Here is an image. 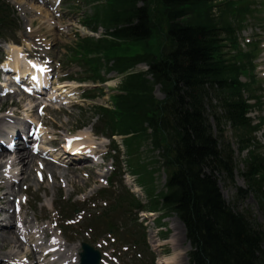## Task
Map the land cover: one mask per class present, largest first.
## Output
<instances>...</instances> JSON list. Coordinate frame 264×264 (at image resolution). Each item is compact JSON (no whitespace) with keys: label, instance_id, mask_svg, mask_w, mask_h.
<instances>
[{"label":"trees","instance_id":"1","mask_svg":"<svg viewBox=\"0 0 264 264\" xmlns=\"http://www.w3.org/2000/svg\"><path fill=\"white\" fill-rule=\"evenodd\" d=\"M140 1L145 0H124V7L111 15L112 37L145 41L152 36L154 16L149 6H138ZM160 3V16L168 24L169 50L159 58L149 54L107 59L114 63L111 70L120 73L141 63L150 66L147 74L131 76L122 88L126 94L116 97L117 110L109 112L113 123L117 121L114 132L141 133L142 140H154V147L164 150L165 163L173 170L164 205L186 226L194 249L193 264H264V233L249 217L234 213L218 188L219 177L224 174L233 179L235 170L234 151L225 141L222 126L229 124L238 132L241 149L252 145V135L261 127L252 126L247 117L254 108L248 100L255 96L250 95L251 84L241 81L251 73V62L240 51L231 58L226 52L228 47L238 50L233 22H243L249 4L242 7L229 0ZM11 13L0 0V25L13 26ZM93 29L97 31V27ZM109 45L114 42L90 39L80 45V54L94 68L97 82L106 81L100 75L103 61L91 57L102 54ZM154 85L165 93L163 103L153 102ZM210 116L219 128L217 137ZM244 176L249 187L260 193L264 158L252 153Z\"/></svg>","mask_w":264,"mask_h":264},{"label":"rangeland","instance_id":"2","mask_svg":"<svg viewBox=\"0 0 264 264\" xmlns=\"http://www.w3.org/2000/svg\"><path fill=\"white\" fill-rule=\"evenodd\" d=\"M14 1L18 6L16 7L17 15L14 20L19 25V31L15 36L8 34L10 37L7 43L10 45L2 44L0 41V46L2 47L0 49V60L5 59L11 46L20 45L26 50V44L31 43L33 47L42 50V53L50 54V57L55 60V67L59 72L57 76L60 74L56 78V83L61 81L63 84H69L70 92H72L68 97H63L58 102V105H52L46 109L45 114L42 116L47 129L44 131L45 135L42 138L44 143L42 146H46V140L48 139L64 142L66 136H79L90 132L93 134L91 140L103 147L104 151L109 148L110 153L106 157V165L102 168H96L95 165L91 164L85 165V170L81 171L80 168L82 167L58 165L59 169L56 171L58 181L52 180L49 173L50 170L45 172L47 180L43 181L42 178H38L41 173L38 171L37 164L44 167V162L49 161V159L48 157L35 158L33 163H30L28 167L26 166L28 171L22 176L25 181H22L15 188L9 187V189L5 190L8 193L6 201H9V203H6L8 205L0 206L2 224H6L8 227L12 225L11 229H13L12 215L7 211L10 209L9 204L12 203L9 199H14L15 196L21 198L22 194H27V198L21 204L22 213L17 215V217H20L28 226H31L33 222L36 224V219L48 221L51 224L49 226L51 231L61 235L62 240L69 243L72 247L79 246L82 242H87L103 253V264H114V250L120 251L121 244L114 243L112 238H120L124 242L123 238H125L124 233L126 232L132 233L138 239L142 234H145L150 253L149 250H141L140 252L144 255L148 264H150L152 259H155V264H158V258H165L164 260L173 258L178 248L184 250L190 247L185 228L176 216L167 215L166 219L161 220L167 214L164 213L160 220L155 223L157 226L155 227L151 222L142 223L140 220L141 211L130 206L120 207L118 205V198L123 197L128 202L134 194L139 202H146L144 196L135 193L134 187L127 185L128 165L123 159L124 151L121 140L116 141V144L120 147V151L116 153L113 150V141L104 137L105 133H107V127L100 123L101 111L99 108H111L113 106L112 97L117 94V89L123 78L115 73H110L107 78L113 79V81L109 85H100L96 92H90L89 96L91 97L89 100H83L79 95H74L73 90L78 93L82 91V87L93 86V84L66 82L67 76H71V78L76 76L75 79L90 76L84 62L74 61V56H76L74 48L76 45L81 43L84 38H94L96 40L106 36V31L102 28L94 35L84 27L83 22L86 20L91 21L92 17L98 13L100 15L97 20L102 16V19L106 18L104 23L107 25V23L111 22V15L116 10L124 7V0L121 2L103 0L101 3L95 4H93V0H64L65 4L62 13H59L60 15L52 12L51 7L41 5L39 0ZM247 2L251 3V10L253 11L248 13L247 18H245V27L239 32L237 39L243 52L256 54V58L252 61L255 66L253 71L255 84H252L251 91L255 96L261 97V105L260 108H256L253 111L250 117L257 122L259 119L264 120V0H249ZM247 2L243 3L242 6H245ZM146 4L154 12L155 20L158 23L155 35L148 41L119 39L114 45H109L107 49L101 52L104 59L135 58L138 55L145 54L161 55L162 49L160 47L166 42L165 35L167 31L166 22L158 18V13L161 15L162 5L158 0H146ZM142 5L140 4V6ZM216 10L219 11V9ZM38 12H42V14L39 13L40 15H38ZM47 13L50 14V18L46 16ZM45 18H49L51 22H48L49 20ZM29 29H31V32ZM42 37H44L46 42H37L38 38ZM227 52L231 53V56L235 54L234 50H228ZM142 70H145L144 66H138L135 71ZM242 81L248 82L246 78H242ZM158 98L161 100L163 98L162 94ZM43 100L44 98L37 101L27 99L21 95L7 98L0 97V110L2 109L3 111L0 113V117H3V113L9 110L17 112L19 119L26 118V107L30 105L29 102H32L33 107L35 106L32 112L35 114L37 106L42 104L41 101ZM64 103L69 104L66 106ZM11 106L15 107V109H9ZM210 121L214 136H218L219 130L215 121L212 119ZM1 128L2 130L4 129L3 127ZM223 129L225 130V140L231 144L235 151L236 173L235 180L232 182L221 178L220 188L222 194L234 210L241 213L246 211V213L251 214V218L264 230V209L252 193L244 191L247 190V184L242 172L246 171L245 160L248 158V154L240 151L238 133L229 125H224ZM87 144H92L91 146H93L92 142H87ZM254 144L256 153L264 154V127L261 132L256 134ZM114 156L118 157L123 164L120 161L114 164ZM112 165L116 168L115 175H113L115 172L110 171ZM90 169L92 172H90ZM86 174H91L92 178H87ZM66 177H70L69 179L74 182H68ZM103 180H110L113 185L110 188H106V185L102 183ZM165 180L166 177L162 174L159 178L161 186L165 184ZM3 186V189H5V183ZM240 189H243L245 193L243 197L237 198ZM4 207L7 210H3ZM106 213L108 215H105ZM98 217L105 219L104 221L106 222L96 225L94 230L92 229L93 221ZM68 219L74 220L76 224H73ZM159 223L164 226V231L161 233V247H157V242L154 239L157 230L162 227ZM111 228L114 230L113 233H110ZM8 229L11 230L10 228ZM41 235L42 238L47 239L45 234L41 233ZM12 239L13 237L8 239L6 243L0 239V256L21 253L16 248L20 242L14 243ZM130 241L134 242L128 240L124 244H129ZM127 247L130 248V252L122 253L121 264H138L139 258H136L135 248L131 245H127ZM21 250L23 251V249ZM23 253L26 255V252L23 251ZM62 257L61 255L58 258L60 262H62L60 260L63 259ZM65 258L66 251L64 252ZM187 263V261H183L182 264ZM56 264H59V262Z\"/></svg>","mask_w":264,"mask_h":264},{"label":"bare ground","instance_id":"3","mask_svg":"<svg viewBox=\"0 0 264 264\" xmlns=\"http://www.w3.org/2000/svg\"><path fill=\"white\" fill-rule=\"evenodd\" d=\"M45 1H51V0H45ZM37 11V10H36ZM41 14H42V12H40ZM46 16L47 17H49L50 16V14L49 13H47L46 14ZM50 18V17H49ZM49 18H45L46 20H49ZM48 22H51V20H49ZM55 35V34H54ZM30 45L31 44H27V46L28 47H30ZM9 51H8V54H9V56H10V59H12L13 57L15 58V66L16 67H18V68H24L26 71L28 70V68H27V65H28V62H26L25 63V61H23V59H20V54L22 53V49H20L19 47H16V46H11L9 49H8ZM13 56V57H12ZM26 64V65H25ZM63 89H66V86H62V90ZM65 92V91H64ZM64 92H61V94H63V95H65L66 93H68V91H66L65 93ZM29 104L30 105H28V107H26V110L28 111V112H30V113H32V110H33V104H32V102H29ZM32 104V105H31ZM30 106H31V108H30ZM27 117H29V115H27ZM29 133V132H28ZM85 133V132H84ZM82 136H83V138H85V143H80V144H76L78 147H82V146H84V145H88L87 144V142H92L93 143V146H91V145H89V148L88 149H95L96 148V142H93L92 140H91V138H92V134L90 133V132H88L87 134H82ZM27 140H30V139H26V141ZM107 142V141H106ZM20 144H23L24 145V143H20ZM27 144V143H26ZM15 149V148H14ZM10 156V154L8 155V154H6V153H1L0 152V161L1 160H9L8 161V163L7 164H5V167L4 168H6V167H8V166H11V165H13V166H18V167H23V170L24 171H28V169L26 168V166L28 167L29 166V164L30 163H33V161L35 160V157L33 156V155H31L30 153H23V154H21V153H18V152H15V154L13 155V156H11V158L12 157H16V159L14 160V159H8V157ZM69 158H72L71 156L69 157ZM85 158H87V157H84V156H81V157H79V158H77V159H75L77 162H78V164H84V163H86L85 161H86V159ZM0 166H2L1 164H0ZM47 166H48V169L50 170V172L51 171H56V167L55 166H53L52 164H50V163H48L47 164ZM85 167H82V168H80V170L82 171L83 169H84ZM85 170V169H84ZM90 172H92V171H90ZM28 174V173H27ZM67 176V175H66ZM56 180H58L57 179V176L55 175V177H54ZM67 178V177H66ZM70 178V177H69ZM69 178H67L68 179V182H70V183H73L74 181H72L71 179H69ZM89 178H92V175L90 174V176H89ZM74 179V178H73ZM23 180H25L24 178H23ZM5 183V187L7 188V185H6V182L5 181H1L0 182V191L1 192H4L3 190H5V189H3L4 188V186H3V184ZM7 197V196H6ZM6 198H5V196H3V197H0V201L1 200H5ZM8 203V202H7ZM0 216H1V213H0ZM3 232V234L2 235H0V239L2 240V242H7V240L8 239H10V238H12L13 237V241H14V243H18V237H17V234L15 233V231L16 230H9V229H1ZM7 230V231H6ZM32 233H35V231H33V232H31L29 229H22L21 230V232H20V234L21 235H26V236H32ZM12 236V237H11ZM18 247H21V245H19ZM48 247H43L42 249L43 250H45V249H47ZM23 251L24 252H26V255H30V254H33V252H34V250H32V249H30V248H25V249H23ZM70 251L72 252V253H74L73 255H74V257H73V259L76 257L77 258V260H78V258H79V251H78V247H76V246H74V248L73 249H71L70 248ZM189 252H190V247H188V248H186V249H184V250H181L180 248H178L177 249V253L174 255V257L173 258H170V259H166V260H164V259H161L160 260V262H161V264H182L183 263V261H189ZM36 254L37 253H34V258H36ZM71 257V258H72ZM69 262L70 263H73V264H77V262H76V259L75 260H69ZM188 264V263H187Z\"/></svg>","mask_w":264,"mask_h":264},{"label":"water","instance_id":"4","mask_svg":"<svg viewBox=\"0 0 264 264\" xmlns=\"http://www.w3.org/2000/svg\"><path fill=\"white\" fill-rule=\"evenodd\" d=\"M85 253L83 254V264H86V259L88 256H93L95 258L94 264H99L100 262V255L95 252L91 247L88 245H84Z\"/></svg>","mask_w":264,"mask_h":264},{"label":"snow or ice","instance_id":"5","mask_svg":"<svg viewBox=\"0 0 264 264\" xmlns=\"http://www.w3.org/2000/svg\"><path fill=\"white\" fill-rule=\"evenodd\" d=\"M43 178V177H42Z\"/></svg>","mask_w":264,"mask_h":264}]
</instances>
